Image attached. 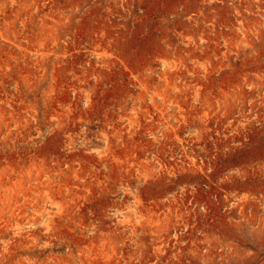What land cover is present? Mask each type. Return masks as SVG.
<instances>
[{
  "label": "rangeland",
  "instance_id": "obj_1",
  "mask_svg": "<svg viewBox=\"0 0 264 264\" xmlns=\"http://www.w3.org/2000/svg\"><path fill=\"white\" fill-rule=\"evenodd\" d=\"M138 44L148 45V80L130 56ZM64 60L73 66L66 76ZM89 64L105 72L106 94L86 105L95 84L74 70ZM90 129L92 143L83 138ZM100 131L101 161L91 152ZM68 133L79 138L72 147ZM215 138L228 151L212 177L231 173L224 187L260 194L262 208L243 223L213 209L211 247L189 264H264V0H0V264H148V199L172 188L161 161L167 145L199 141L209 155ZM89 155L106 164L95 186H106L109 206L91 212L86 232L78 198L59 192L84 183L75 161ZM54 188L78 207L66 232L49 229Z\"/></svg>",
  "mask_w": 264,
  "mask_h": 264
},
{
  "label": "built area",
  "instance_id": "obj_2",
  "mask_svg": "<svg viewBox=\"0 0 264 264\" xmlns=\"http://www.w3.org/2000/svg\"><path fill=\"white\" fill-rule=\"evenodd\" d=\"M243 114L247 119L248 110ZM239 121L240 130L246 132L247 122ZM254 126L262 129L260 123L256 122ZM243 140L246 139L232 140L229 145H237ZM223 151H228V148L218 150L216 138L209 155L205 154L204 146L199 141L190 148L180 143V139L167 145L161 161H164L163 174L167 182L172 183V188L161 197L148 199V264H189L196 259L195 256L205 253L211 247L205 235L213 209L227 221L243 223L253 209L262 208L260 194L255 196L250 192L232 191L224 187L230 182L228 175L231 173L225 172L217 180L212 177L211 164ZM260 167H257L258 172ZM188 174L198 180L176 182ZM205 195L209 201L203 199ZM215 249L221 251L220 247L216 246Z\"/></svg>",
  "mask_w": 264,
  "mask_h": 264
},
{
  "label": "crops",
  "instance_id": "obj_3",
  "mask_svg": "<svg viewBox=\"0 0 264 264\" xmlns=\"http://www.w3.org/2000/svg\"><path fill=\"white\" fill-rule=\"evenodd\" d=\"M64 30L65 31L68 30L65 33L71 34L70 28L68 29L65 28ZM48 34L50 35V37L52 38L54 37V39H56L58 35L56 30H52V32L48 30ZM136 35H139V34L135 33L133 38L137 37ZM140 35L143 36V34H140ZM144 36L145 38H148L147 34H145ZM62 50H66V49L62 46ZM64 56L65 54L61 55V54L56 53V57L54 59L58 61L57 59L58 57L64 58ZM130 56L139 58L140 61L134 64V67H135L134 69L136 71H141L140 72L141 75H144L145 79L147 78L148 80V45L142 46L138 44V46H134V49L131 51ZM63 62H64L63 72L62 70L61 72L64 74V76H66L69 73L67 70L68 69L72 70L73 66L72 65L70 66V63H68V60H64ZM91 66L92 65L89 64L86 67L80 68V70H74V75L76 76L80 75L85 78V81L87 83L92 82L95 84L94 88H90V90L86 91L83 94L85 102L86 100L87 101L92 100V98H100L101 96L104 97V95L106 94V92L103 91V88L106 87V85L104 84V81L107 78L105 72L102 70H97L94 73L91 70ZM58 72L59 71L56 70L55 76H57ZM141 95L148 96V94L146 93H141ZM116 98H119V96H116ZM86 105H87V102H86ZM97 115H99L98 109L95 112V116ZM135 121L136 120H134L133 123H130V126L132 127L133 130H136V128H138L139 126V124H136ZM102 126L104 127V124ZM63 130L66 132V130H69V128H65ZM90 130H88L89 132L87 133L86 136L84 135L83 138L84 140H86V142L92 143L91 141L92 129ZM70 135L71 133L65 134L63 138L67 140V144L69 145V147H72L76 145L79 138H76V136L72 137ZM97 135H99L98 138L102 137V139L100 140L102 141V143H98L97 141L93 142L91 152L93 153L94 157L99 159L100 156L102 157V154L105 152L107 148V142L104 140V133L102 131H100ZM85 156H82L81 158L79 157V159L77 158V161H75V165L78 166V169L75 170V172H80L79 174L77 173L75 175H78V176L82 175L84 178H86V180H84V183L80 186H77L76 188L73 187L71 190L67 189L64 191V193H61V192L59 193L65 194V195H71V201L73 202H76L75 200L76 197L78 198L77 200L81 204L79 207L80 209L79 211L80 213L83 211L84 215L88 218L87 219L88 222H85L87 224L84 223V226H86V232H90L92 229V225H91L92 220L90 219L92 216L91 212L105 210L109 206V197H108V193H106V190H105L106 186H104L103 188H98L95 186L98 183H101L100 169H103L104 173L107 174V170L104 169L106 164L104 162L100 163L101 161L100 159L99 161L98 159L90 155L89 156L92 157V159L85 158ZM72 162H74V160H72ZM96 162L99 164H97ZM119 162L121 161L120 159L117 158L114 169H111L110 171L111 179L113 181L117 178V175L120 173V170H121ZM99 165H100V168L98 169ZM57 196H58V193H57L56 188L50 190V200L48 202V206H49L48 225H49L50 231L56 232V230L60 229L66 232L68 228L73 227L72 223L74 224L73 217L70 213L72 211L71 209L74 208V210H78V207L77 206L72 207V205L70 207L69 205L71 204V201L67 196L64 198V200L58 199ZM81 206L82 207L84 206V207L82 208ZM80 213L79 215H81ZM98 236L100 239L104 240L105 242H108V238L110 237V234L106 232H101ZM64 237L65 239H68L72 237V235L65 234Z\"/></svg>",
  "mask_w": 264,
  "mask_h": 264
}]
</instances>
